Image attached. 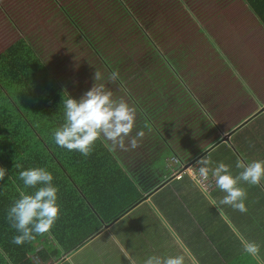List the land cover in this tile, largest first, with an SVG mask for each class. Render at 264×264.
I'll use <instances>...</instances> for the list:
<instances>
[{"label":"trees","instance_id":"16d2710c","mask_svg":"<svg viewBox=\"0 0 264 264\" xmlns=\"http://www.w3.org/2000/svg\"><path fill=\"white\" fill-rule=\"evenodd\" d=\"M137 1L131 8L118 4L125 9L117 12L114 0H0V167L6 169L0 180V264H40L31 255L45 262L61 250L71 253L154 192L159 210L181 238L199 232L198 227L209 228L204 212L197 211L200 207L187 202L196 204L202 197L193 181L188 177L173 185L169 181L167 189L163 177L173 178L171 166L176 171L194 166L225 142L215 126L202 124L182 74L188 77L192 58L179 56L189 49L181 47L188 37L230 0H165L164 5L161 0ZM146 4L152 7L143 8ZM96 7L104 19L124 25L106 26L97 19ZM95 70L102 73V80L94 81ZM114 70L120 78L113 84L107 77ZM153 82L166 86L159 97L147 95ZM94 83H104L114 98L123 96L136 105L132 135L137 131L144 135L135 150L110 151L100 139L85 157L55 143L53 132L64 123L63 98L79 99ZM135 88L147 92L141 95ZM144 97L152 100L148 103ZM15 163L22 168H15ZM139 165L144 187L133 173ZM30 167L52 173V183L59 189V217L50 231L34 233L35 239L16 245L11 241L18 233L6 220V211L19 198L18 189L36 191L25 188L19 178V171ZM205 235L189 240L200 262L255 264L243 250L229 258L234 241L226 245L225 239L228 252L223 255L222 239L217 247L216 240ZM39 242L43 246L36 251Z\"/></svg>","mask_w":264,"mask_h":264},{"label":"crops","instance_id":"0c3cea01","mask_svg":"<svg viewBox=\"0 0 264 264\" xmlns=\"http://www.w3.org/2000/svg\"><path fill=\"white\" fill-rule=\"evenodd\" d=\"M227 4L220 14L211 18L206 25L199 26L198 31L188 37L186 44L181 47L189 49L179 57L192 58L188 77L187 74H182L185 84L192 90L196 108L201 112L202 124L209 122L217 128L223 139L228 136L229 140H224L225 142L233 139L232 142L239 143L241 151L251 152L254 145L261 141L260 137H264V0H230ZM201 58L204 60L203 64ZM184 68L185 66L181 67V72ZM163 167L165 168L164 165ZM171 181L173 185V182L179 180ZM253 187L254 185H250L247 189L251 192ZM165 188L169 189L167 186ZM157 193L149 194L141 201L139 205L143 208L136 215L132 214L131 217L134 208L123 216L125 218L107 224L110 227L105 226L101 233L72 253L61 250L59 256L52 255L40 264H47L49 261L51 264H84L82 257L85 264H129L126 259L129 255L142 264V256L146 255L148 247L153 249L149 244H144V241L152 233H156L153 226L157 223L161 230H166L167 236L172 237L175 252H180V245L177 242L175 246L174 238L176 236L180 240L182 235L176 232L158 208L155 199L158 198ZM199 194L203 195L201 192ZM224 195L223 191L216 188L211 197L219 203ZM203 197L208 201L207 204L199 197L196 204L187 202L200 207L198 212L205 208V217L210 218L205 223L209 225L208 232L216 231L212 228L213 219L216 218L229 216L233 220L242 221L241 212L231 209L229 205H211L209 199L204 195ZM258 201V206L264 207V198H259ZM214 206L222 209L223 216ZM154 209L157 215L153 212ZM221 226L223 232L224 227L222 224ZM208 232L205 237H211ZM162 238L163 242L164 236ZM221 239L224 255L228 249L225 248L222 235ZM162 242H156V238L152 237V244L159 246L161 254L164 247ZM42 246V242H39L36 247ZM143 246L145 247L142 248ZM187 248L191 247L185 245V249ZM188 250L192 252L191 249ZM227 261L228 254L224 262Z\"/></svg>","mask_w":264,"mask_h":264},{"label":"clouds","instance_id":"9594fccd","mask_svg":"<svg viewBox=\"0 0 264 264\" xmlns=\"http://www.w3.org/2000/svg\"><path fill=\"white\" fill-rule=\"evenodd\" d=\"M119 72L114 70L109 73V83L119 80ZM94 81L103 79L99 70L94 72ZM64 123L53 132L55 143L69 151H78L87 157L93 151L97 140L103 139L110 151L135 150L140 145L144 133L132 132L136 124L137 107L130 104L123 96L114 98L113 91L104 83H94L79 99L67 95L63 98ZM251 146V145H250ZM199 167H192L190 179L200 189L211 205H229L242 213L247 212L245 205L246 191L240 187L241 181L252 185L264 182V160L240 162L238 168L243 169L238 175L233 176L230 167L224 162L212 164L210 154L196 161ZM15 168L21 169L22 165L15 163ZM6 169L0 167V180H3ZM19 178L25 188H35L34 193L19 191V198L14 200L6 211V220L11 228L18 233L12 237V243L21 245L35 239V234L43 235L51 230L59 217L60 205L57 202L59 189L52 183L53 175L44 167H30L19 171ZM209 184L225 193L217 203L210 195ZM38 185H41L37 187ZM220 214L223 211L219 208ZM243 246V251L255 261V264H264L261 255V245L256 241L246 239L239 231L233 229ZM129 264H141L137 258L129 255L126 257ZM142 264H186L184 254L161 256L152 254L143 259Z\"/></svg>","mask_w":264,"mask_h":264},{"label":"rangeland","instance_id":"374dc122","mask_svg":"<svg viewBox=\"0 0 264 264\" xmlns=\"http://www.w3.org/2000/svg\"><path fill=\"white\" fill-rule=\"evenodd\" d=\"M137 2H138L137 0H114V3H115L114 7L117 9V12H119V10L123 11L125 9V7L122 6L120 8V6H118V4L127 5L129 8H131L132 6H135L137 4ZM161 3L164 5L165 4V0H161ZM161 3L159 2L157 4V6L155 7V9L157 11H160L158 9L161 8ZM146 5H148V6H143V8L144 7H152V5H149V4H146ZM96 8H97V11H98V14L96 15L97 19H103L104 22L106 23V26H123L124 25V24H120V23H115L110 18L104 19L103 18L104 15L100 11V9L98 7H96ZM110 22H113V23H111L112 25L110 24ZM133 24H134V26L136 25V23L134 21H133ZM201 59H202L201 63L203 64L204 60H203V58H201ZM153 84H154L153 90L151 91V93H148L147 95H151V96H154V97H159L160 92L166 86L162 87V83H158V82H153ZM134 91H136L138 94H141V95H145L146 92H147V90H146V92L144 93L145 90H141V88L139 90H138V88H135ZM161 98L164 99V95ZM144 99L147 100L148 103L152 100L150 97H147V98L144 97ZM193 110H194V112L196 114L198 113L196 111L197 108L195 110V108L193 107ZM238 131L239 130H237V132ZM217 134H219L218 131H217ZM260 139H261V141L258 142L259 145L255 144L254 147H253V150L251 152L241 151L239 143L232 142L233 139H231L230 142H223L220 145L212 148L206 154H204L202 157L207 156V155L210 154L211 161H212V164L210 166L216 165L218 162H221V161L226 163V164H228L229 167H230V171H231L232 175L235 176V175H238L243 170V169L237 167L238 163H240V162L247 163V162H250L252 160H264V137H260ZM168 164H171V161H168ZM173 164H177V163L174 162ZM193 167H197L198 168L199 165L195 164ZM141 168H142V166L139 165V168L135 169L133 171V173H134L135 176H137L136 182L138 183V185L144 187L145 186L144 185L145 182H144V178H143V174L144 173L142 174V171L140 170ZM170 168H173V178L171 177L168 180L167 177L164 176L163 177V180H164V183H165L164 186H166V184L169 183V181H171L172 179L181 180L184 177L190 178L191 173H192V168L190 167L189 170H188L189 172H184L181 176L178 174L179 177H177L174 167L171 166ZM164 170H165V168H164ZM171 173H172V171H171ZM146 178H148L147 175H146ZM250 185H252V184H248L247 182H244V181H241L240 184H239V186L244 188L245 191H246V199H245L244 202H245V205L247 207V212L246 213H242L241 212V215L243 216L242 221H236V220H233L232 218H230L229 216H224L223 218L213 219L215 221L212 224V228L216 229V231H209L208 232V228L205 227V230H206L205 231L203 227H200V228L198 227L199 232L193 233V235H191V236H186L185 238H181L180 240H178V238L175 236V238H174L175 246L177 245V242H178L179 245H180V249H181L180 252L179 251L175 252L174 245L172 244V237L167 236L166 235V230H161L160 229V224L157 223V224H155L153 226L154 230H157L156 233L155 232L152 233L144 241V244H146L147 246L149 244L150 247H152L153 249H150L148 247V249L146 250V255L142 256V261L147 256L152 255V254H157V255H161V256H169V255H173L174 256V255H177V254H184L185 257H186V264H201L199 261H202V260L200 258H198L195 248H194L195 253L193 254L192 252H190L188 250L190 248L185 249V245L191 244L189 242V240L193 241V239L201 237L207 232H208V235H210L211 237H213L216 240L215 241V246H217V247H220L221 235L224 238V240L226 239V245H228L231 241H234L233 245L236 248H235V250H234V252L232 254H229V258L231 259L234 255L238 254L240 251L243 250V246L240 243V240L237 238V236H236L235 232L233 231V229L239 231L246 239H248L250 241L258 242L261 245V249H260L261 255H264V225L261 223L262 221H264V208L261 209V210H259V208H258L259 197L261 195L264 196V193L262 192V190H263L262 188H264V182H262L260 185H254L253 189L251 190V193L253 194L252 198H250V191L247 189V187L250 186ZM209 188L211 190L216 189L214 187V184H209ZM202 197H203V195H202ZM202 197H201V200H203L205 202V204H207L208 201H206L204 199V197L203 198ZM251 199H253V200H251ZM141 208H143L142 205L136 206L134 211H133V213H131V217H132V214L136 215L138 212H140ZM213 208L216 211L219 210L216 206H214ZM231 209H233V208L231 207ZM204 210H205V208L203 207V211ZM153 212L157 215L156 209H154ZM213 212H215V211L213 210ZM235 213H237V212H235ZM260 215H261V218H260V221H259L258 219H259ZM122 217H121V219H122ZM231 217H233V216L231 215ZM123 218H125V217H123ZM209 219L210 218L208 217L205 220H209ZM221 224L224 227L223 228V232L221 231V228H222ZM108 226L110 227V225H108ZM108 226H106V227H108ZM98 233H101V231L98 232ZM98 233L93 235L89 240H92ZM199 234H201V235H199ZM153 236L156 238V242H160V243L163 240L162 236H164V241L162 242V243H164V247L162 248L163 254H161L159 252V250H158L159 246H157V245L154 246L152 244V237ZM261 237H262V240L260 242V238ZM84 244H82L81 246H83ZM144 244L142 243L141 245H144ZM35 245L38 246V243H35ZM144 247L145 246H143L142 248H144ZM41 248L42 247H36V251L41 249ZM245 254H247V253H245ZM245 254L243 255V258L245 256ZM32 256H33V260L35 262L42 263L40 261L39 257L36 254H33ZM196 256H197L198 259L196 258ZM67 258H68V256L65 257V259H67ZM81 261L85 264V261L83 260V257L81 258ZM47 264H51V262L49 261V262H47ZM216 264H218V263H216Z\"/></svg>","mask_w":264,"mask_h":264},{"label":"bare ground","instance_id":"6f19581e","mask_svg":"<svg viewBox=\"0 0 264 264\" xmlns=\"http://www.w3.org/2000/svg\"><path fill=\"white\" fill-rule=\"evenodd\" d=\"M226 139L228 140V136H226L224 138V140H226ZM190 167L192 168L193 166L192 165L182 166L176 172H177V174H179L181 176L184 172H189L188 170H189Z\"/></svg>","mask_w":264,"mask_h":264},{"label":"built area","instance_id":"2783aa9c","mask_svg":"<svg viewBox=\"0 0 264 264\" xmlns=\"http://www.w3.org/2000/svg\"><path fill=\"white\" fill-rule=\"evenodd\" d=\"M176 176L179 177V175L177 174L176 170H175ZM172 176H173V168H172ZM211 192V189H210Z\"/></svg>","mask_w":264,"mask_h":264}]
</instances>
